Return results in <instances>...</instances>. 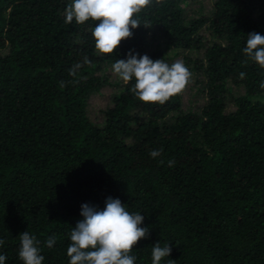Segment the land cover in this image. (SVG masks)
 <instances>
[{
	"label": "trees",
	"instance_id": "16d2710c",
	"mask_svg": "<svg viewBox=\"0 0 264 264\" xmlns=\"http://www.w3.org/2000/svg\"><path fill=\"white\" fill-rule=\"evenodd\" d=\"M184 2L152 0L134 16L148 27L132 29L114 54H100L91 21L64 23L70 0H0L5 264H23L24 231L39 241L42 264H69L81 205L102 210L108 197L140 212L150 230L130 253L135 264H152L157 242L171 247L160 264H264V70L245 63L242 51L247 34L264 35V0H216L210 17L188 22ZM159 39L176 51H203L184 62L191 76L204 77L203 108L182 111L183 91L164 104L144 103L130 91L135 80L122 81L102 123H92L87 102L107 83L102 66L130 51L167 62ZM229 85L243 94L229 96L227 112ZM152 150L161 155L151 157Z\"/></svg>",
	"mask_w": 264,
	"mask_h": 264
},
{
	"label": "clouds",
	"instance_id": "9594fccd",
	"mask_svg": "<svg viewBox=\"0 0 264 264\" xmlns=\"http://www.w3.org/2000/svg\"><path fill=\"white\" fill-rule=\"evenodd\" d=\"M151 3L152 0H70L64 9V23L75 21L82 25L91 21L97 53L114 54L123 40L132 37V29L141 25L148 27L134 16ZM242 51L247 57L245 63L251 61L264 70V35L247 34ZM85 63H88L87 59ZM80 67V64L75 65L69 70L70 75L75 76ZM112 71L124 82L135 80L131 93L139 101L150 104H164L182 92L191 77V72L181 61L169 64L163 59L153 60L147 54L132 51L127 54V59L115 60ZM244 75L241 73V78ZM259 86L264 89V80ZM161 152L152 150L149 154L155 158ZM174 164L175 161H169L170 167ZM80 215L83 219L69 233V264H135L136 257L130 253L139 240L150 235L148 227H141L144 216L140 212H129L119 198L108 197L102 210L88 203L82 204ZM18 238V257L23 264H42L44 256L40 254L36 236L24 231ZM4 243L0 239V246ZM45 243L52 248L56 243L55 236L48 237ZM170 253L169 244L161 247L157 242L152 246V264H160ZM6 259V255L0 254V264H5ZM168 264H175V260L168 259Z\"/></svg>",
	"mask_w": 264,
	"mask_h": 264
},
{
	"label": "rangeland",
	"instance_id": "374dc122",
	"mask_svg": "<svg viewBox=\"0 0 264 264\" xmlns=\"http://www.w3.org/2000/svg\"><path fill=\"white\" fill-rule=\"evenodd\" d=\"M214 1L216 0H185V2L182 3L184 20L188 22L193 18L197 19L200 17H210ZM201 35L202 38L205 39V44L212 40L209 36L210 33L208 30L203 31ZM157 43L161 44L160 48L162 53L167 58L166 61L168 60L166 63H174L177 61H181L183 63L188 62V57L196 58L201 56L203 52L195 50H192L190 53L176 51L165 45V41L163 39L157 40ZM98 74L105 77L107 79V83L100 89L98 93H95L89 97L87 102V114L92 123L101 124L103 121V110L110 106L111 98L121 91V85L123 82L112 71V66L108 64L103 65ZM201 82H204V77L199 75L197 72H193L189 83L186 85L181 94L182 111L199 112L203 108L206 102V96ZM227 89V112H230L233 110V107L230 105L231 100L229 96L242 95L243 89L241 87H234L232 85L227 86Z\"/></svg>",
	"mask_w": 264,
	"mask_h": 264
}]
</instances>
